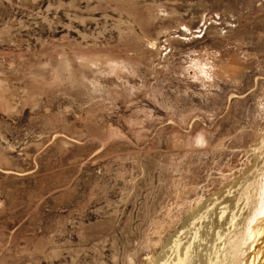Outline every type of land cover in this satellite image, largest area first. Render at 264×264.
Instances as JSON below:
<instances>
[{
	"label": "rangeland",
	"instance_id": "1",
	"mask_svg": "<svg viewBox=\"0 0 264 264\" xmlns=\"http://www.w3.org/2000/svg\"><path fill=\"white\" fill-rule=\"evenodd\" d=\"M263 134L264 0H0V264H156Z\"/></svg>",
	"mask_w": 264,
	"mask_h": 264
},
{
	"label": "bare ground",
	"instance_id": "2",
	"mask_svg": "<svg viewBox=\"0 0 264 264\" xmlns=\"http://www.w3.org/2000/svg\"><path fill=\"white\" fill-rule=\"evenodd\" d=\"M254 150L256 170L191 215L156 264H264V134Z\"/></svg>",
	"mask_w": 264,
	"mask_h": 264
}]
</instances>
